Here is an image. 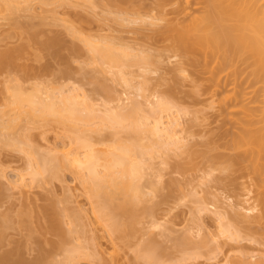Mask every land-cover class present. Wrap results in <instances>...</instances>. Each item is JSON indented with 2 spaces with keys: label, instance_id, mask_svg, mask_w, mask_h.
Listing matches in <instances>:
<instances>
[{
  "label": "bare ground",
  "instance_id": "1",
  "mask_svg": "<svg viewBox=\"0 0 264 264\" xmlns=\"http://www.w3.org/2000/svg\"><path fill=\"white\" fill-rule=\"evenodd\" d=\"M54 1L0 0V13H2L3 16L10 15L11 18L7 17L9 18V21L12 22L10 23L12 30L14 28V33H12L15 34V36H18L17 42H19L18 44H11V46H9V43H6V46L0 44L3 46H0V71L3 73L5 72L6 75L3 77L4 80L2 81V89L4 91L2 90V92L0 90L2 92L1 94H3V102L0 104V143L4 146L12 148L15 147V149L18 148L22 152H25V156L27 155L26 162L28 163V170L27 172H23L24 174L26 173L25 175L22 173L20 174L22 185H29L28 183H23L24 181L27 182L25 176L28 175V173L29 177H31L30 182L33 184L34 182L41 183L44 182V180L51 181L55 178H61V173L63 172L62 170L72 169V172L76 173L85 185L88 197H90V199L92 198L94 213L98 214V219H100L101 222L103 221V224H106L107 229L109 228L111 231L110 232L108 230L110 234L123 233V236H126L125 238L123 237V239H127L131 236V233L134 235L137 229L135 224L140 222H138L139 218L143 216L144 213H147L148 210V213L150 214L152 213L150 211L154 212V206H149L148 209L143 212L144 207H146L145 204L143 205L146 200V196L145 190L142 186V179L145 177L144 175L148 173L146 171H149V169L151 170L155 166L154 164H156L153 163V166L150 162H155L153 157L158 155L162 160L161 157L165 154L163 155L164 160L161 162L168 164L171 161V155L176 154L180 155L182 158L179 160L180 162H178L179 170H196L203 168L205 171L203 169L202 170L205 173L207 171L210 176L211 174L212 176H215V172L219 175L213 177L214 179L216 178L215 180L218 179L216 182L219 180V182H222L223 180L222 184L226 182V185L231 182V190H233L235 186L238 188L234 189L237 191L236 193L240 194L242 199L239 194L237 195L234 193L235 197L239 196V198L236 197L238 201L236 205L234 204L238 207H235L237 209L234 208L236 219L233 217V222H238L239 224L246 223L247 226H245V224L244 227H241L240 229L238 228V225H236L237 227L233 226L234 224L232 222L229 224L230 222L224 219V213L221 211V208L217 206L216 210L218 213L217 215L219 216L217 217L218 219H221V224L219 223L221 226H219V231H221L219 234H225L224 236L228 235L230 236V239L236 238L235 240H237L239 238L238 240H240L241 238H246V233L243 231L247 232L248 230H251V235H247L250 237L254 235L253 233H258V228H261L260 225L262 224V230H259L260 234L261 231L263 233V235H260V238L262 239V237H264V0H154L155 4H153V6L154 8L156 7V13L158 14L148 13L150 12L149 10L146 15H144L151 16L146 17L148 20L143 15L141 17V11H138L142 9H139L140 6H144V3L142 5L138 4L141 3V0H110V5H113L114 7H110L111 10L113 9L112 11L109 7H107V10L113 13V15L116 12L117 16H113L114 20L116 18V20L121 21L122 23L125 20L134 23L137 19H146L144 22L149 23L150 20V25L156 24L157 26L160 25L159 21H166L165 24L158 27L159 29L157 28V33L153 36L157 38L156 41L158 43L160 42V46L157 44L159 48H161V43L163 46L162 49L157 50L155 53L151 52L152 47L148 48V46H146V48L142 45V48L141 44H138V42V45H136L126 41L123 42L120 39L119 44V41L115 40L116 38H119L114 35H110V37L109 35L104 36L101 34L100 36V34H98L100 39L95 35L91 36V39V37L85 35V31H81L83 30L82 27L78 28L79 26H75L76 24L74 25L72 21H70V23L67 19H64V25L63 20L61 22V19H59L60 15H57V12H55L52 8L51 11L54 10L53 17L54 15H57L55 19L52 17L54 20H50L51 17H48L52 15V12H49L50 10L46 12H49V14L51 13V15L47 14L45 16L43 15L44 12H41V15L40 13L38 14V8L34 6L36 3L37 5L40 4L43 7L39 8V10L42 9L44 11V7H46V5H50ZM77 1L81 3L82 0H75L76 3H78ZM83 1L82 2L85 4V1H89L93 7L95 4H101L100 0ZM126 3H128V6L131 7V9H129ZM90 4L88 6L92 7ZM168 6L173 10L170 11V8H167ZM48 9L49 8H47V10ZM132 9H135L136 11ZM130 11L138 15L136 16L135 14L134 17V15H132L133 13H130ZM172 11H174L173 14L176 13V15H173ZM21 12H25L27 15H21ZM168 14L173 16L170 17ZM23 17L28 18L24 20ZM61 18L65 17L61 16ZM59 23V26L64 25L65 28L68 27L67 29L69 34L74 35L73 38H82L84 40H82V42L85 43V45L87 44L86 46L84 45V47H88L89 51H86L88 49H85L84 47L82 48V51L81 45L76 42H65L63 38H65V35L68 33L66 29H64L66 30V34L64 33V30H59V28L55 29L56 27H52V29L49 28V32L53 31L54 33H52L54 35L51 32H46L48 27L45 28L44 26L50 25L49 27H51V24H56L53 26H57ZM57 30L58 32H55ZM60 31H64L62 33L65 35L60 33ZM159 35L161 38L160 40L158 38ZM101 37L103 38L101 39ZM109 38L113 39L110 40ZM97 39L99 40L96 41ZM164 40L168 43L163 44V42H165ZM62 43L67 44L68 53L64 50V48L67 47L64 46L63 48L64 44ZM126 43L128 44L124 45ZM60 48L64 50L66 54H64ZM167 49H170V53L171 50L174 52L173 55L175 58L178 57L176 60L174 59L175 61L171 60V62L173 61L177 63H174V66L172 67V69L174 68L172 70L173 77L171 75L166 78V81L169 80V82H166L165 80L164 82H160L163 85L166 83L169 84L168 86H165V88L167 87L168 89L162 88L166 90L162 91V89L159 88V91L161 89V94L163 92L165 93L161 95L157 90L160 95L155 93L156 99L154 98V101V99L150 98V95L148 96L149 93H146L150 87V83L147 81H149L148 79L151 77L145 75L146 77L144 78H148L147 81H145L146 79L141 78L143 79L141 81L142 85L139 83L137 85V80H141L139 77L145 73H141V76L137 74L136 77L133 67L137 66L138 68H144L146 69V72H148V70H153V63L155 64V62H158L159 65V63H162L161 61H163V59L165 61L167 60L165 58L166 56H164L166 53H162V51ZM60 51L61 54L59 53ZM84 51L86 56L88 55L86 58L91 60L94 71L97 73L102 72V76L100 74H96L93 70H91L92 72L89 71L88 75L86 73L87 71H84L85 73L81 76L84 75L85 77L86 74V77H88L91 75V78L88 77L87 80L92 84H95L94 91L98 90L97 92L102 93L103 97L106 98L97 100L99 98L94 97V94L84 90L86 89L83 86L85 83H81L83 82L81 80L84 77L81 79L78 76L75 75L76 77H74L73 75L72 58L74 56L75 59H73L75 61L79 56L83 55ZM54 52H56V54ZM89 52L92 55H89ZM49 53H54L58 56L60 55L57 58L60 59L61 57L64 59V61H62L63 59H60L62 63H64L63 66L58 59L59 66L61 64V68L58 67V71L54 69L55 71L53 70V73H51L52 70H50L53 66L43 62V59H45L44 57H47L46 62L52 57V54L50 55ZM152 53L156 57L152 55ZM170 53L167 56L169 59L173 58V55ZM76 55L79 56L75 57ZM54 58L58 64L57 58L55 56ZM155 58L156 61L154 60ZM87 59H85V62H90L89 59L87 62ZM83 61L84 60H82L81 63L83 67H81V69L85 68ZM36 62H41L39 63L40 66L44 63V66H36ZM48 69L51 71L50 74L49 71L47 73ZM43 71L51 76L49 77L46 73H43ZM182 72L187 73L185 74L186 76ZM201 72H204V75H202L203 73L201 74ZM103 73H105V75H103ZM175 73L177 74L175 75ZM178 73L181 77L185 76V80L187 78L191 83L186 81L189 85L186 82L184 84V78L180 79ZM57 74H61L60 79ZM133 75L136 78L133 77ZM107 76H109V78ZM73 77L74 80L76 78V82L72 80ZM100 77L102 80L99 79ZM62 78L65 79L63 80ZM107 79H110L112 83L107 82L109 81ZM135 79H137L135 82L136 84L134 83ZM163 79H160V81H163ZM171 80H174V83H172ZM222 80L224 83H222ZM179 81L182 82L180 83V87L178 86ZM113 83H116L117 85L121 84L125 87L128 86L127 88L129 89L133 87L137 88V92H134L133 89H131V91L134 92L136 96L138 93L145 96L146 98L144 97V99H147L145 101L148 102L142 103L144 100H137L136 96H131V100L128 103H121L120 100H122L123 97L121 95L119 96V92L117 93L118 86L116 87ZM147 83L149 84L147 85ZM182 84H184V86L187 85L188 87H190L191 84V88L186 86L188 88L187 89L183 86V89V87L181 88ZM174 86L176 87L173 88ZM145 88L147 90H145ZM176 88L181 89L177 90ZM174 89L176 91H174L176 93L175 96H177L176 98L173 96L175 93H172ZM182 89L185 91L184 95H178L179 91H182L181 93H183ZM186 90L188 91V94ZM151 92L150 94L152 95L153 92ZM171 93L173 97L171 96ZM201 93L206 94L207 96L205 95L206 97L200 98L199 94ZM185 95L192 97V99L190 98L191 101ZM134 97L135 99H133ZM168 97H172V99ZM178 97H183L182 99L185 101L189 99V101L186 102L190 103L191 106L195 105L194 108H191L190 104H188L189 107L187 105L184 107L183 104H185V101L179 99ZM195 98L202 106L195 103ZM95 100L101 102H96ZM149 100H152L153 102L149 103ZM115 101L117 103H115ZM111 102H114V104ZM196 105H199V107H196ZM217 106H219L218 108L221 107V110L219 109V112L215 110L216 112L214 111V113L213 108L216 109ZM208 109H211L212 111H209ZM211 112L214 114L212 113L208 116V113ZM217 112L219 114L216 116H218L219 120L222 118L221 121L225 120L223 119L225 117H229V121L231 118V121H233L232 123L235 122L234 126L236 129H233V132L230 130L231 134L230 136L228 135L229 137H224L225 134L223 135L222 131L221 134L223 136L221 135L218 137L217 134V137L220 138V140H216L217 138H215L216 135L214 133H217L218 131V133H220L219 129L223 123H213L215 127H217L216 125H219L218 129H215V132L211 126L212 124L209 125L210 127L208 131V125L207 127L204 125V127H206V129L203 127V133L205 132L204 135L208 133L213 137L214 134L215 137L211 138V136H208L209 138L206 137V140H202L200 146L199 141L197 143L198 146L195 148L193 145V148L192 143L185 141L186 137L183 132L188 133L189 131V134H194V126H202L203 121L206 123L211 120L210 122L212 123L214 121H212V116ZM220 112L221 115L225 114L223 117L220 116L219 118ZM185 113H187V115L190 113V117L193 120L192 121L191 118L188 119L190 121V123L188 121V127L191 129L193 126L192 131H190V129L187 130V125H183L184 127L181 126L182 124H180V120L178 119L181 114L185 115ZM218 119L217 121H219ZM22 120L28 121V124L26 123L27 129H30L28 128V125L31 127L32 125L38 126L56 122L61 128H64H62L64 135L66 136L67 134L70 136L68 148L65 149L66 147L63 146L65 151L61 148L63 150V154L61 156V152H58L60 147L57 149L58 147H51V145L48 144L51 152L48 148H46L48 149L46 152L49 151L48 153L51 154L58 150V154L55 152V155H47L48 153L45 151H43L44 154H42V151L40 150L41 148L39 149L37 144L34 142L32 143L33 138L30 134L29 136L26 133H20L18 131ZM194 121L196 123H193ZM179 126L186 129H182L183 131H181V128H178ZM221 127L223 128V125ZM109 129H111V131ZM104 130H106L107 133L110 131L109 134H112H110V137L112 138L110 139V137H107L109 139L107 140L106 136H104V138L101 137V139L103 138L102 142L99 138L100 136H96L94 133L98 132L100 135L101 132L104 133ZM226 131L229 133L228 129H226L224 133H226ZM94 135L98 137L100 141L97 140ZM223 138L227 139L221 141ZM204 143L205 145H203ZM66 144L67 143L64 145ZM198 147L200 149H198ZM37 148L39 152L41 151V154H38ZM167 159L170 161L168 162ZM166 160L168 163L165 162ZM181 160L183 161L181 162ZM155 167L157 169V165ZM155 167L153 169H155ZM155 170L153 171L154 175ZM4 171V167L0 163V179L5 175L6 172L4 173ZM60 171L62 172L60 173ZM218 171H220V173H218ZM160 172L161 171H159L158 174H160ZM238 172L241 174L245 172L247 176L246 174L244 176L249 178V175V179L251 180H249L248 183H246L247 181L241 182L239 177L242 175H239V177L234 176L235 173L239 174ZM153 173H149L150 176L154 177V179L156 177L158 178L159 175L156 173L158 176L155 177ZM207 173L206 175H208ZM220 175L222 176L220 177ZM161 176L162 175L159 176L157 182L161 181ZM157 178L155 180H157ZM21 183H18L19 186H22L20 185ZM13 184L14 185H11L12 188H19L17 183L14 182ZM155 184L156 183H153V190L157 189L158 185ZM230 184L228 187L231 186ZM3 189L4 187L0 182V193H2V195L4 193L2 192ZM158 189L156 192L160 190ZM244 189L249 190V193H253L256 199L255 201H257L256 204L255 202L253 203L254 206L250 205L249 207H246L245 202H243L245 205L242 204L243 200L248 201L247 198L250 197L247 196L244 199L246 196L242 192ZM250 189L252 191H250ZM1 197L3 196H0V198ZM254 197L252 198L254 199ZM252 198L250 200H253ZM238 202L240 203V206L238 205ZM249 202L251 203V201ZM241 204L246 208L242 207ZM55 208L56 205L53 206V204L51 206H40L36 209L27 208L18 211L15 213L16 215L13 214L12 211L10 212V209H7L8 211L0 210V264H55V258L50 259V256L52 251L58 248L63 250L64 253L58 249L62 254H64V257L63 259L57 260V264L59 262L60 264H78L75 263L76 259L82 258V256L84 258L85 255L80 254L83 253L82 250L85 249V244H83V246L81 245V251H79L81 247H78V245V248L75 247L77 243H79V245L80 243L82 244V240L78 238L80 237V233L81 238L84 233V231H81V229L84 228H82L81 223L79 224L81 229L78 228L77 223L80 222V220H78L80 218H77L78 214H74L72 217L70 216V219H72L71 221H75V226L74 224L71 225L73 223H71V221H64L65 224L66 222L71 224H69L70 226L68 227H62L65 226L63 222L65 218L62 216L63 212L61 210H56ZM244 208L247 211H245ZM253 208H258V211L256 210L257 213H254L255 211ZM248 210H250V213ZM34 211H36L37 214H35ZM13 215H15V217L17 216V220H14ZM78 217L80 216L78 215ZM34 218L42 219L44 222L42 221L37 225H33L35 222ZM141 218L143 219V217ZM76 221L78 222L76 223ZM251 223H254L255 225L260 224L258 228L254 227V229H258L256 232L249 227H253L254 224L252 225ZM69 227H71V233H74V230H76L75 232H77L76 234L78 236L76 234L75 235L77 237L74 234H70L69 230L68 235L67 229L65 231V228ZM10 228L18 229L19 233L22 235L24 234L23 232L25 229L26 232L28 231L27 233L25 232L27 235L26 237L24 234L23 238H20L21 240H18L17 238L15 239V241L17 240V245H15L16 247L14 246L15 248L12 247V249H10L11 247H6V245H9L10 243H14V240L12 239V242L8 234V229ZM83 230H85V228ZM36 233L43 235L50 233L58 236L59 238L55 240L47 237L43 238L44 240L39 247L35 248L32 246V243L35 240L30 238ZM189 234L191 235V233H187V235ZM73 235L77 239H75ZM258 236L256 235V237ZM68 237L70 241L68 240ZM184 237H186L187 240L190 239V237L187 238L186 234ZM253 237L256 239L255 236ZM192 238L193 237L189 240V242L191 241V244L192 241H194ZM30 240L32 241L30 242ZM76 240L79 242H76ZM187 240L184 241V243L186 242L185 244L189 243H187ZM71 242H73V245L75 244L73 248H70L72 246ZM66 243H70L68 245L70 247L66 246ZM45 244L47 245L45 246ZM27 247H34L35 249H38V254L30 259L27 258L24 254L27 250H29ZM87 247L88 246H86V248ZM146 249H148V251ZM146 249L139 250L138 256L140 258L145 257L153 261L156 258L155 261H157V259L159 260L160 255L155 257L156 251L150 248ZM78 252L81 253L79 254ZM247 255H241V260L248 259L246 257ZM257 260H260V258ZM247 261L250 260L248 259ZM260 261L256 262L255 260L252 264L259 263ZM259 264H264V262H260Z\"/></svg>",
  "mask_w": 264,
  "mask_h": 264
},
{
  "label": "rangeland",
  "instance_id": "2",
  "mask_svg": "<svg viewBox=\"0 0 264 264\" xmlns=\"http://www.w3.org/2000/svg\"><path fill=\"white\" fill-rule=\"evenodd\" d=\"M50 1L52 2V0H50ZM55 1L53 3H51L50 5H48V6L46 5V7L49 8V9L47 10V8L44 7V9H45L44 11L42 9L39 10V8H43L40 4L37 5V3H36L34 6H36L38 8V9L37 8L36 9L39 11L38 14L40 13V15H41V12H44V14L43 13L42 14L45 15V16L47 14H49V12H52V15L50 13L49 15H51V16H48L49 18L51 17L50 20L52 19L53 11L55 10V12H57L56 14L60 15L59 19H61V22L63 20V23H64V19L65 20L67 19L69 22L72 21L74 23V25L76 24L75 26H77V25L79 26V27L77 26L78 28L82 27L83 30H81V31H85L84 33H86L85 35H88V37H91V36L95 35L97 38H99L98 34H100V36H101V34H103L104 36L105 35L106 36L107 35H109V36L110 35H114V36H117L119 38V39H117L116 37H115L116 39L114 38L115 40H118V41L121 39V41H123V42L126 41V42H130V43L136 44V45L141 44V47H142V45H144V47L148 46V48L152 47L151 52H154V53L157 50L162 49V47H163L162 43H161V48H159V46H160L159 43L160 42L158 43L156 41L157 38H155L153 36H155V34L157 33V28L162 26L163 24H165L166 21L163 22V21H159L158 20L159 23H160V25H158V26L156 24H154L156 26H154L152 24H151L152 25L151 26L149 24L150 20H149V23L148 22H144L146 19L148 20V18H146V17L149 16V15H147V16H144V15H146V13L149 10H150V12H148V13H155L156 15L158 14V13H156V7L154 8V6H153V4H155L154 0H141V3H138V4H141V5L144 3V6H142V7L138 6L139 9L142 8L141 10H138V11H141V13H140L141 17L143 15L146 19H144V20L142 19L143 21L137 19V21H134V23H132L131 21H127V20H125L126 22L124 21L125 23L124 22L122 23L121 21L116 20V18H115V20H116L115 21L113 16L114 15L117 16L116 12L113 15V13H111L109 10H107V7L110 8L111 6H113V5H110V2H109L110 0H100L101 4H99V3H98V5L95 4L96 6L94 5V7L90 4L89 1H85L86 4L83 3L84 2L83 0H82L83 2L80 0L82 4L80 2H78V1H77L78 3H76L75 0H73V1H71V0H57L56 2ZM38 3H39V1H38ZM89 4L92 7H89L88 6ZM126 4L128 6V3H126ZM106 5H108V6H106ZM193 5H191V6H193ZM39 6H41V7H39ZM127 6H124V7H127ZM170 6H172V5H170ZM0 7H1V4H0ZM174 7H175V5H174ZM193 7H195V6H193ZM51 8L54 9V10L51 11ZM167 8H170V11L173 10L169 6ZM129 9H131V7H129ZM110 10H111V8H110ZM132 10L136 11L135 9H132ZM46 11H49V12H46ZM192 11H193V8H192ZM18 12H20V11H18ZM25 12H26V10H25ZM25 12H23V13L21 12L22 14L21 13L20 14L21 15H27ZM131 12L132 11H130V13ZM173 12L174 11H172V14H173ZM132 13H133L132 15H134V17H135L136 13L135 14H134V12H132ZM155 14H153V15H155ZM57 15H54L53 18L55 19ZM137 15L138 14H136V16ZM168 15L171 17L173 15H176V13L173 14V15H171V14H168ZM4 16L2 15V13H0V44L5 45L6 43H9L10 44V45L8 44L9 46H11V44L12 45L16 44V43L18 44L19 43V42H17L18 41V36H15V34H13L14 33V28L12 30V27H11V24H10L12 22L9 21V18H8V17H10V15H4ZM18 16H20V15H18ZM61 16L65 17V18H61ZM106 17H108V18H106ZM149 17H151V16H149ZM23 18H24V20H26L28 17L27 18L23 17ZM54 19H52V20H54ZM35 20H33V21H35ZM30 21H32V20H30ZM68 21H67V23H68ZM58 22H60V21H58ZM119 22H121V23H119ZM48 24H50V23H48ZM56 24H51L52 25L51 27H49L50 25L49 26H44L45 28L48 27V29H46V32L47 31L49 32V30H50L49 28L52 29V27H56L55 29L59 28V30L60 29L61 30L66 29L67 32H68V29H67L68 27L65 28V26H64L65 23H64V25H61V26H59L60 23L57 26H53V25H56ZM67 26H68V24H67ZM41 28H42V26H41ZM66 30H64L65 32L64 31H62V32H64L66 34ZM55 32H58V30L55 31ZM62 32L60 31V33H62ZM65 34H63V35H65ZM67 34H69V32ZM67 34L65 35V38H63L65 42L67 41V42H71L72 43V41H73V42H76L79 45H81V49L84 47L85 43L82 42V40H83L82 38L81 39H78V38L76 39V38H73L74 35H72V34L67 35ZM156 37H158V36H156ZM102 38L103 37H101V39ZM158 38H159V40L161 39L160 35H159ZM91 39H92V37H91ZM99 39H97L96 41H98ZM109 39L111 40L113 38H109ZM106 40H107V37H106ZM118 41H116V42H118ZM123 42H121V43H123ZM137 42H138V44H137ZM118 43L120 44V41ZM164 43L167 44L168 42L165 41V42H163V44ZM62 44H64L63 48H64V46L67 47V48H64V50H65L66 53H68L67 52V50H68L67 44L66 43H62ZM68 44H70V43H68ZM127 44L128 43H126L124 45H127ZM2 45H0V46H2ZM136 47H138V46H136ZM86 48L88 49V47H86ZM153 49H154V51H153ZM60 50H62V49L60 48ZM64 50H62V51H63L64 54H66L64 52ZM169 50L168 49L164 50L165 52L162 51L163 54L166 53V54H164V56H166L165 58L167 60L165 61L163 59V61H161L162 63H159V65H158V62H155V64L153 63V65H154V66H152L153 70H148V72H146V69H144V68L143 69L142 68H138L137 66L133 67V71L135 72L136 77H137V74H139V76H141V73H143V74L145 73L144 75L139 77V79L143 78V79H146L145 81H147L148 78H144V77H146V76H150L151 77L150 79H148L149 81H147V82L150 83V84L147 83V85L149 84L150 87L149 86H148L149 88L146 87V88H148V90L145 88V90H147L146 93H149L148 96L150 95L151 99H154L156 97L155 95L158 93L157 90L159 91V88L162 89V88H165V86L169 85V84L166 83L167 81L169 82V80L166 81V78L171 76V75L173 77L172 70L174 68L172 69V67L174 66V63L175 64L177 63V62H173V61H175L178 57L175 58V56L173 55L174 52H172V50H171V53H170ZM82 51H83V49H82ZM86 51H89V49L86 50ZM54 53L56 54V52H54ZM54 53H49L50 55L52 54L53 58L52 57L49 58L50 57V55H49V57H48L49 60H47L48 63L46 62V58L47 57H44L45 59H43L44 63L51 64L53 66V67L51 66L52 68H50V70H52V72L49 69L47 70V73L49 71V74H50V72L53 73L55 70L58 71V67L61 68L60 67L61 64H62V66L64 65V63H62V61H64V59L60 57V59H63L61 61L59 58H57L60 55L58 56V55H55ZM59 53L61 54V51ZM169 53L173 55L172 56L173 58H170V59L167 58ZM89 55H92V54H90V52H89ZM152 55H154V54L152 53ZM54 56L57 58V60L58 59L60 60V63H61L60 66H59V60H58V64H57V61L55 60ZM78 56L79 55H76L75 57H78ZM86 57H88V55L86 56L85 51H84L83 55L79 56L78 59H76L75 61H74L75 58L73 56L74 59L72 58V61H73V65L72 66H73V72H74L73 75H74V77L78 76L79 78L82 79L84 77V75L83 76H81V75L83 73H85L84 71H87L86 72L87 75L89 74L88 73L89 71L90 72H92L91 70L94 71V69L92 68L91 60L88 58L90 60V62H88L89 60ZM162 58H164V57H162ZM85 59H87L88 63L85 62ZM82 60H84L83 63L85 64V65L83 64L84 67H85L84 69H81V67H83L82 64H81ZM154 60L156 61V58ZM171 60H173V61L171 62ZM53 62H55V63H53ZM33 63H34V61H33ZM36 63H35L36 66H40L39 63H41V62L37 63L38 65ZM44 63L41 64L40 67H43ZM175 67H176V65H175ZM94 68H96V67H94ZM71 70H72V67H71ZM1 72L2 71H0V90L2 91L3 90L2 89L3 88L2 81L4 80L3 77L6 76V75H5V72L4 73L3 72L1 73ZM43 73H46V72L43 71ZM95 73L101 75L102 72L101 73L95 72ZM176 74L177 73H175V75ZM180 74H181V71H180ZM180 74H179V76H180L179 78L180 79L184 78L183 79L184 80V82H183L184 84H185L186 81L190 82L187 78L185 80V76H186L185 74H187V73H183L185 75L184 77L183 76L181 77ZM201 74L204 75V72H201ZM57 75H59V74H57ZM87 75L85 74V77ZM103 75H105V73H103ZM90 76H88V77H90ZM58 77L60 79L61 74ZM74 77H73L72 80L74 82H76V78L74 80ZM85 77L81 80L83 82L79 81V82H81L83 84L85 83L83 86L86 89H84V90L85 91L87 90L89 93L94 94L95 95L94 97L99 98V99L96 98L97 100H101L102 98H106V97H103L102 93L97 92L98 90L94 91L95 84H92L91 82H89L87 80L88 77H86V79H85ZM107 77L109 78V76H107ZM133 77H135V76L133 75ZM172 77H170V78H172ZM99 79L102 80L101 77ZM137 79H135L134 83L136 82ZM143 79L137 80V82H136L137 85H138V83L142 85L141 81ZM160 79H163V81L162 80L160 81ZM107 80H109L107 82H111L110 79H107ZM164 80L166 81L165 82L166 84L164 83L165 85L160 83V82H164ZM173 81L174 80H171L172 83H174ZM224 81H225V79H224ZM224 81L222 80V83H224ZM81 83H80V85H81ZM180 83H182V82L179 81V85H178L179 87H180ZM113 84H115L116 87L118 86L117 87V89H118L117 93L119 92V96L121 95L123 97V99L121 97V99L123 100V101L120 100L121 103L122 102L128 103L131 100L130 99L131 96H136L134 92L135 91L137 92V88L133 87V88L129 89V88H127L128 87L127 85H126L127 87H125V86H123L121 84L120 85H117L116 83H113ZM113 84H111V85H113ZM184 84H182L181 88L184 86ZM225 84H226V81H225ZM141 85H139V86H141ZM83 86H82V88H83ZM186 86L187 85H185L184 87H186ZM224 86H228V85H224ZM135 87H137V86H135ZM175 87L176 86H174L173 88H175ZM184 87H183V89H184ZM188 88H191V84H190V87H188ZM131 89H133L134 92H132ZM161 89L159 91L160 94H161ZM180 89H177V90H180ZM223 89H224V87H223ZM163 90L164 89H162V91ZM1 91H0V100H2V97H3L2 95L3 94H1V93L4 90L2 92ZM164 91H166V90H164ZM174 91H175V89L172 91V93ZM150 92L152 93V95L150 94ZM181 92L179 91L178 92L179 94L178 93L177 94L178 95H184L185 91L183 90V93H181ZM164 93L165 92H163L162 94H164ZM172 93H171V96H172ZM187 94H188V91H187ZM201 94L204 95V96H202ZM201 94H199L200 98L201 97L203 98V97L207 96L206 94H203V93H201ZM175 95H176V93L173 96H175ZM128 96H129V98H128ZM185 96H183V97H185ZM136 97H137V100H144L142 103L148 102V101H145V100H147V99H144L145 96H142L139 93L137 94ZM172 97H168V98L172 99ZM176 97L177 96H175V98ZM183 97H181V98L178 97V98L183 100V101H185L184 99H182ZM186 97H188V96H186ZM175 98H173V99H175ZM188 98L192 99V97H188ZM133 99H135V97ZM155 99H154V101H155ZM189 99H187L186 101H189ZM191 99H190V101H191ZM149 101H150L149 103L153 102L152 100H149ZM186 101L184 102L185 104H183V106L185 107L187 105L189 107L188 104H190V103H187ZM195 101L194 102L196 104L199 102V101L196 100V98H195ZM200 101H201V99H200ZM2 102H3V100L0 101V104ZM96 102H101V101H96ZM203 102H200V103H203ZM111 103L114 104V102H111ZM115 103H117V102L115 101ZM192 103H193V101H192ZM199 105H196V107L197 106L199 107ZM143 106H145V105H143ZM150 106H151V104H150ZM194 106L195 105L191 106V104H190L191 108L192 107L194 108ZM200 106H202V105H200ZM218 107L219 106H217V108ZM217 108L216 109L213 108L214 109L213 112L215 110L218 111V112L221 110V107L218 108V109ZM211 109H208V110L210 111ZM213 112L208 113V116H210L209 114H212ZM218 112L215 115H213V116L211 115L213 119L210 117L212 119V121L214 120L216 122L213 121L211 123L210 122L211 120H210V121L206 122V123H208V122H210V123L206 124L203 121L202 122V126L199 125L200 127L197 126L196 124H193V125H196V126H194V130L192 129L193 126H192L191 129L188 127L189 126L188 125V121H189L188 119L191 118L190 117V113H188V115H187V113H185V115L181 114L180 117L178 116L179 117L178 119L180 120V124H182L181 126L187 125V127H188L187 130L190 129V131H192V130L195 131L194 134H189V131H188V133L187 132H185V133L183 132V134L186 137L185 141H187L188 143L189 142L192 143V146L194 145L195 148H196L198 146L197 143L200 141L199 142V146H200V143L202 142V140L205 139L208 136H211V138H214L215 135H216V137H215V138H217L216 140H220V138H218V137L221 136L222 134L223 135L225 134L224 137H226V136L229 137L231 132H233L236 129L235 126H234L235 122L232 123L233 121H231V118H230V121H229V117L223 118V119H225L223 121H221L222 118L219 120L218 116H216L217 114H219ZM221 112H220L219 118H220V116L223 117V115L225 114L224 113L223 115H221ZM214 116H216V117H214ZM208 119H209V117H208ZM217 119L219 121H217ZM191 120H192V118H191ZM181 121H182V123H181ZM27 122L28 121H25V120H22L20 122L21 125H20V128L18 130L20 133H26L28 135L30 134L31 137L33 138L32 139V143L34 142L35 144L38 145L39 149L41 148L40 150L42 151V154H44L43 151L46 152V150L49 149V147H50V146L48 147V144H49V145H51V147L52 146L58 147L57 149H59V147H60L59 151L56 150L55 152L57 154H58V152H61V156H62L63 150H64L63 146H65L66 147L65 149H67L68 146H69L68 142H69V139H70V136H68L67 134H66V136L64 135V132L62 130L63 127L61 128L60 125H58L56 122H51V123L46 124V125L42 123L43 125H38V126L32 125L31 127L28 125V128H30V129H27L26 128V126H27L26 123ZM189 123H190V121H189ZM193 123H196V122L194 121ZM199 123H197V124H199ZM213 123L214 124L223 123V124H221V126L223 125V128L220 126V129H219L220 133H218L219 131L217 130L218 132L214 133L215 135L213 134V137H212V135H209L207 132H206L207 134L204 135L205 134V132L203 133L204 125H206V127L208 125L207 131L209 130V127H210L209 125L210 124H212L211 126L214 129V132H215V129H218L219 125H216L217 127H215V125H213ZM33 126H35V127H33ZM181 126L178 127V128H181V131H183L182 129H186V128H182ZM206 127H204V128L206 129ZM221 128H222V130H221ZM226 129L229 130L228 131L229 133H227V131H226L227 134L224 133ZM109 130L111 131V129H109ZM230 130H231V132H230ZM222 131H223V133H222ZM109 132L107 133V131L104 130V133L101 132L102 134L100 133V135H99L98 132H97L98 134L97 133H94V134L96 136H100L99 137L100 139H101V137L104 138V136H106V139L109 140L108 138L110 137V134H111V133L109 134ZM183 134H181V135H183ZM217 134H218V137H217ZM95 135H94V137H96ZM99 138L96 137V139L100 141ZM111 138L112 137H110V139ZM102 139H101V141H102ZM106 139H105V141H106ZM224 139L225 138L221 139V141L224 140ZM208 141H209V139H208ZM65 143H67V144L64 145ZM205 143H206V141H205ZM205 143L203 145H205ZM2 145L0 143V163L4 167V170H5L4 173L5 172L6 173L0 179L1 180L0 181L1 184L4 187V189L2 191V192H4L3 195H2V193H0L1 194L0 196H3V197H1L2 199L0 198L1 199V201H0V210L8 211L7 209H10L9 211L10 212L12 211L13 214H15L18 211H21V210H24V209H27V208L36 209V208H38L40 206H43V207L46 206V205H48V206L50 205L51 206L53 204V206L56 205V208H55L56 210H61L63 212L62 216H64V218H65V220H63V222L64 221L70 222L72 220V219H70V216L72 217V215H74V214L77 215L78 214L80 216V217H78V215H77V218H80V219H78V220H80L79 223H77L78 221H76V223L78 224V228L81 229L79 227L80 226L79 224L81 223L82 228L84 227L85 230H83L84 228L81 229V231H84V233L82 232L83 233L82 234V238H81V233L78 231L80 233L79 234L80 237L78 239L82 240L81 241L82 244L80 243V245H79V243H77L76 245L75 244L74 245H75L76 248L81 247V245L83 246V244H85L88 247L86 248V246L84 245L85 249L82 250V247L80 248V250L77 249L79 251L82 250L83 253H81V252H78V253L79 254L81 253L80 255H85V256H84V258H83V256H82V258H79V259L77 258L78 260L76 259L75 263H78V264H252V262L255 261V260H256V262L260 261V260H261L260 261L261 263L264 262V237L261 236L262 237V239H261L260 235H263V233H262V231H261V234L259 233V230L260 229L262 230V224L261 225L260 224H258V225L256 224L257 225L256 226L254 224L256 222L253 223L254 225L251 223L253 225V227L252 226H249V227H251L254 232H256V230H258V229L259 230H258V233H253L254 235H252L250 237H248L249 236L248 234H250L251 230L250 231L248 230L249 233H248V231L245 232V231L242 230L244 233H246V238H244V239L241 238L242 240L241 239L238 240L239 238L237 240H235L236 238L235 239H230V236H228V235L224 236L225 234H219V232L221 231V230L219 231V226L221 224V221H220L221 219L220 218L218 219L219 216L217 215L218 213H217V210H216L217 206H219L221 208V211L224 213L223 217H224L225 220L230 222L229 224H231V222H232L234 224L233 226L237 227L236 225H238V228H240V229H241V227H244V225L246 224V223L245 224H243V223L239 224L238 222H233L234 221L233 217H235V214H236V213L234 214V212H235L234 208L238 207V206H235L237 204V201H238V199L236 197L239 198V196H240V194L236 193L237 191L235 190V189H238V188L235 186L234 187L235 189L233 188V190H234L233 191V190H231V188H232V185L230 184L231 182L229 183L231 185L230 187H228L229 184H227V185L225 184L226 182H224L225 185L222 184L223 180H222V182H219L220 181L219 180L218 181L219 183L216 182L218 179L215 180L216 178L214 179L213 177H215L218 174L214 171L215 172V176L214 175L212 176V174L210 176L207 173V171H206V173L209 175L208 176L204 172L205 169H203L202 167L201 168L204 171L202 169H196V170L195 169H193V170L186 169L187 171L185 169H182L183 171L185 170L184 172L180 169L181 170L180 171L178 169V167H179V163L178 162H180L179 160L182 159L180 155L172 154L171 155V161L169 159H167L168 162L170 161V163H168L167 160L165 161L168 164L162 163L163 162L162 160H164L163 159V157H164L163 155H165V154L162 155V157H161L162 160L160 159L159 155L156 156L157 158L153 157L155 162L154 161L152 162L150 160L151 161L150 163H152L151 165H153V163H156L154 165L155 166L157 165V169L159 171H161V172H160V174H158L159 171L153 165L155 167V169L157 170V172H156V170L153 169L154 167L152 168L153 171L155 170V175H154L152 169L151 170L149 169V171H146L148 173L146 175H144L145 177L143 176L144 178L142 179V184H143L142 186H143V189L145 190V196H146L145 197L146 200L143 203V205L145 204L146 207L143 206L144 207L143 212L146 209H148L149 206H154L153 207L154 212L150 211V212H152L150 214V213H148V211H149L148 210L147 213H144V215L141 216V217H143V219L140 217L139 220H138V222L139 221L140 222L138 224H135L137 229H136V231L134 229V231H135L134 235H133V233H131V236L129 238L123 239V237L124 238L126 237L125 235L123 236V233H120V234H117V233L113 234L112 233V234H110L109 233L110 230H109V228L107 229L106 224H103L102 223L103 221L101 222L100 219H98L99 218V217H97L98 214L94 213L92 198L90 199V197H88L85 185L82 183V181L78 177V175L76 173L72 172V169L71 170H69V169L62 170L63 172L60 171V173L62 172L61 173L62 174L61 178H55V179H53L51 181L44 180V182H41V183H37V182L33 183V181H32L33 184H31V182H30L31 181V177H29V173H28V175L25 176V179H27V182L24 181L23 183H25V184L28 183L29 185L24 186V184L22 185V183H21L22 180L20 178V176H21L20 174L21 173L24 174L23 172H27V170H28V165H27L28 163L26 162V159H27L26 156L27 155L25 156V152H22L18 148L15 149V147L12 148V147H9V146H4V145L2 146ZM194 146H193V148H194ZM56 147H55V149H56ZM38 148H37V150H38ZM44 148H45V150H44ZM46 148H48V149H46ZM198 149H200V148L198 147ZM172 150H174V149H172ZM41 151L39 152V150H38V154L39 153L41 154ZM48 152H46V153H48ZM50 152H51V150H50ZM55 152H53L51 154L55 155L56 154ZM174 153H176V152H174ZM51 154L48 153L47 155H51ZM183 160H181V162ZM148 168H150V167H148ZM188 170H190V171H188ZM149 173L150 174L153 173V175L155 177L158 176V175L159 176L162 175L160 177L161 181L157 182L159 176H158V178L156 177L157 180H155L156 178L154 179V177L150 176ZM218 173H220V171H218ZM238 173L239 174L235 173L234 176L235 177H239V175H242L243 177L242 176L239 177L241 179V182L242 181H244V182L247 181L246 183H248V181L251 180V179H249L250 178L249 175H248L249 178L246 177L247 174L245 172L243 174H241L240 172H238ZM221 174H223V173H221ZM245 174H246V176H244ZM221 176L222 175H220V177ZM19 178H20V180H19ZM240 179H239V181H240ZM236 181H237V179H236ZM14 182L17 183V184L20 182L21 183L20 185H22V186H19V184H18L19 188H17V187H15L16 189L12 188L11 185H14L13 184ZM153 183H156L159 186L160 190L158 189V186H157V189L159 191L156 192L157 189L153 190ZM250 191H252V190L250 189ZM242 192H243V194L246 195L244 197V199L247 196H250L249 198H247L248 201H244L243 200L242 204L245 205V203H246V207H249L250 205L254 206L253 203L255 202V204H256L257 201H255L256 199H255L253 193L252 192L249 193V190H247V189L242 190ZM242 192H240V193H242ZM234 193L237 194V195L239 194V196L235 197ZM243 194H241V195H243ZM251 196L254 197V199ZM240 198L242 199L241 196H240ZM251 198L253 200H250ZM249 201H251V203ZM243 202H245V203H243ZM238 205L240 206L239 202H238ZM243 205H242V207H245ZM255 206H257V205H255ZM258 207H259V205H258ZM245 208H244V210L247 211ZM235 209H237V208H235ZM257 209L253 208V210L255 212L253 210L252 211L254 213H257V211H258ZM249 211L250 210H248V212ZM34 213L37 214L36 211H34ZM58 213L60 214L59 211H58ZM15 215H13L14 216V220L15 219L17 220V216L15 217ZM64 218H62V219H64ZM34 219H35V222L33 223V225H37L39 222L41 223L43 221L42 219H37V218H34ZM235 219H236V217H235ZM67 222H66V224L64 222L65 226H62V227L70 226L69 224H71L73 221H71V223H69V224ZM74 222L71 225L74 224V226H75ZM259 225H260L261 228H258ZM245 226H247V224ZM71 227L65 228V231L67 229L68 235H69ZM76 227H77V225H76ZM254 227H257L258 229H254ZM74 229H75V227H74ZM20 230H23V229H20ZM68 230H69V232H68ZM75 231L76 230H74V233H71L72 232L71 231L70 234H74L75 235L77 233ZM25 232H26V229L23 232L25 234V237H26L27 236L26 233L28 231L26 233ZM187 233H191L192 236L190 234L187 235ZM8 234H9V237H10L11 241H12V239L14 240V243H10L9 245H6L7 248L11 247L10 249H12V247L17 245L16 244L17 240L15 241L16 238L19 240L20 238H23V236H24V234L22 235L21 233H19V230L16 229V228L8 229ZM185 234H186L187 238L190 237V236L193 237L192 240H194L195 242L192 241V244H191V241L189 242L191 237H190L189 240H187L186 237H184ZM258 234H259V236H258ZM74 235H73V237H74ZM120 235H121V237H120ZM242 235H243V233H242ZM256 235L258 237H256ZM20 236H22V237H20ZM253 236H255L256 239H254ZM46 237L47 238H52L54 240L59 238L58 236L50 234V233H48L47 235L37 234L36 233V234H34V236H32L30 238L32 240L33 239L35 240V241H33L32 246H34L35 248L39 247V245L44 240L43 238H46ZM69 237H68V240H69ZM127 237H128V235H127ZM251 237H252V239H251ZM74 238H73V240H74ZM75 239H77V238H75ZM32 240H30V242ZM185 240H187V243L188 242L189 243L185 244L186 243V242L184 243ZM69 241H67V242H69ZM76 242H79V241L76 240ZM76 242H74V243H76ZM72 243L73 242H71V244ZM66 244H67L66 246H68L70 243H66ZM46 245L47 244H45V246ZM74 245L72 244L71 247L70 246H68V247L73 248ZM77 245H78V247H77ZM30 247L29 248L27 247L29 250H27L26 253H24L26 255V257L29 258V259L34 257L35 255H37L38 252H39L38 249H35L34 247L33 248H30ZM48 247H49V245H48ZM146 248H150V249H153L154 251H156L155 257L157 255L158 256L160 255L159 260L157 259V261H155L156 258H155L154 261L153 260H149V258H145V257H144L145 259L144 258H140L138 256L139 250L140 249H142V250L144 249L145 250ZM58 249L63 252L62 249H60V248H58ZM58 249L53 250L52 253H51V256H50L51 257L50 259L55 258L56 260L54 259V261H56V262H57V260L63 259V257H64L63 256L64 254H62ZM146 250L148 251V249H146ZM149 251H151V250H149ZM22 252H24V251H22ZM84 252H86L87 254L84 253ZM243 254L244 255L248 254L246 257L250 261H247L248 259L241 260L242 256H244ZM139 255H140V253H139ZM246 257H243V258H246ZM258 258H260V260H257ZM15 260H17V259H15ZM56 262H55V264H57ZM259 263H256V264H259ZM58 264H60V262ZM61 264H63V263H61Z\"/></svg>",
  "mask_w": 264,
  "mask_h": 264
}]
</instances>
